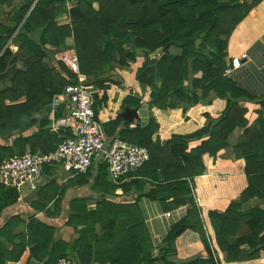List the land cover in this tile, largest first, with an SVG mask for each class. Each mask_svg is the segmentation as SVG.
<instances>
[{
  "label": "trees",
  "instance_id": "trees-1",
  "mask_svg": "<svg viewBox=\"0 0 264 264\" xmlns=\"http://www.w3.org/2000/svg\"><path fill=\"white\" fill-rule=\"evenodd\" d=\"M67 1L0 0V82L8 83L0 88V134L19 132L10 146L0 145V163L27 150L48 153L71 135L66 128L53 132L48 128L49 119L38 118L36 113L50 111L52 95L74 80L69 69L53 58L56 51L68 47L66 41L72 38L71 48L80 70L90 76L89 83L95 90L96 119L102 108L107 110L108 120L102 124L106 137L117 135L145 146L149 153L148 161L131 172L127 182L110 181L105 163L96 165L94 174L91 168L78 174V183L88 185L98 195L92 209L82 197L69 203L72 213L64 230L67 235L77 234L73 246L76 264H220L213 253L214 246L226 254V262L254 264L264 250L260 242L264 209L237 213L231 202L235 198L247 200L254 194L264 197V119L262 111H256L260 118L257 130L245 117L246 107H239L234 97H227L235 85L223 75V68L227 65L225 47L232 31L263 0H76L69 6ZM13 41L19 43L17 52L10 48L9 42ZM171 47L179 48L181 54H171ZM159 48V57L151 56ZM137 52L142 59L134 80L149 88L150 107H175L179 102L176 99L188 91L184 81L191 71L193 87H201L206 96L214 90L225 98L218 121H210L206 129L172 133L171 138L178 142L170 146L161 145L153 115L145 128H130L121 112L114 111L117 104L109 100L107 88L121 83L112 74L115 64L125 66L128 61H136ZM140 102L126 95L118 105L121 109L130 105L136 108ZM261 105L264 110V98ZM237 126L243 129L246 139L235 146L234 159H243L244 165L239 162L224 168L227 174L221 179L219 169L215 164L207 167L203 155L207 153L215 159L228 146L227 137ZM33 127L37 129L23 134ZM187 139L197 143L190 148ZM50 168L53 166H45L43 172ZM117 189L122 193H116ZM134 189L132 202L123 198ZM142 194L167 210L189 206L186 215L170 227L165 245L159 249L165 259H152L154 244L138 204ZM61 197L62 188L49 180L35 189L29 203L35 211L49 214V204L52 202V212L59 208ZM217 198L229 200L225 213L213 209ZM20 201L18 189L0 184V213ZM201 212L211 227L209 238ZM241 222L246 223L243 229ZM22 223L16 213L0 227V237L8 241L6 245L5 240H0V264H30L31 259L55 264L59 258L67 257V249L59 246L67 245L68 237L55 239L54 227L34 215L25 223V231L15 233ZM185 234L188 239L196 236L207 258L182 263L167 259L178 252L177 240L182 242ZM242 244H248L250 250L240 249ZM185 256L187 259L194 255Z\"/></svg>",
  "mask_w": 264,
  "mask_h": 264
},
{
  "label": "crops",
  "instance_id": "crops-1",
  "mask_svg": "<svg viewBox=\"0 0 264 264\" xmlns=\"http://www.w3.org/2000/svg\"><path fill=\"white\" fill-rule=\"evenodd\" d=\"M66 44L68 47L65 49H69L73 45L72 38H68ZM159 49L160 50L154 51L151 56L157 55V57H159L158 54H160L161 48ZM169 51L173 55L181 54L180 49L176 47H171ZM225 52V59L227 61L226 66L229 65L230 67L231 59L233 57H239L243 53H246L247 55L246 58L241 59L240 67L233 69L229 76H225L235 85V87L232 88L227 94V97L229 99H231V96L234 97L239 107H246V119H249L252 125L258 130L260 126V118L257 116L256 111H262V117L264 119V110L261 105V100L264 98V0L253 10H251L250 13L246 14L236 25L230 37L228 38ZM141 55L142 54H137V60L134 62L128 61V64L125 66L115 64V69L112 71V74H114L121 83L116 88H107L109 100L116 101L117 106L114 109L115 112H121L122 115V113L127 109H135L136 115H134L131 119L124 118L128 122L130 128H135L137 126L139 128H145L150 122L151 115H153L155 118V123L158 127V130H156L155 134L159 136L161 145L170 146L173 143L178 142L177 139L171 138L172 133L189 132L190 130L197 129L199 127L206 129V127H208L210 124V121H218L222 109L225 107V98H222V96L214 90L207 92L206 96L201 87H193V73L191 71H189L188 77L184 81L188 91L186 95L176 99L179 102H177L175 107L168 109L150 107L149 102L151 98L149 96V88L146 84H141L135 82L134 80L136 66L142 59ZM127 76L129 78L131 76V80H129ZM92 77L93 76H91V78ZM126 95H132L133 97L140 99V105L136 108L130 105L124 109H121L118 103ZM183 98H185L186 101L181 100ZM197 100L198 102H195ZM98 120L101 124L107 122L108 115L106 108H102L99 111ZM194 121L195 123L189 125ZM182 123L186 125L182 126ZM49 127L51 129L50 125ZM254 133L256 134L257 132ZM28 134L30 133L28 132ZM115 137L118 136L114 135L109 139ZM244 139L246 138L243 135V129L238 126L235 127L227 137L228 146L221 149L217 153V157L215 159L211 157L209 158L207 153L203 155L206 166L210 167L211 165L213 166L215 164L217 169H219L218 176L221 179L225 178L221 177L223 173L225 175L227 174L224 168L233 167L239 162L243 166V159H234V148L238 143H240V141H243ZM187 141H189L190 148L195 146L197 143V140L194 139H187ZM206 170L207 173L208 169ZM91 171L93 174L96 172L93 171L92 168ZM129 179L130 177L124 181L127 182ZM49 180H54L56 184L62 188V197L59 208L53 209L51 212V202L49 204L48 214L46 211H35L29 203L30 200L28 202H23L21 200L20 202L6 207L1 211L0 227L2 224H4L8 217L18 213L24 223L19 224L16 227L15 233L25 231V223L29 221L31 215H34V217L38 218L42 222L54 227L55 239L65 240L66 237H68L67 245L65 244L64 246H59V249L65 247L67 249V257L74 259L76 258V254L73 251L74 237H76L77 234L67 235L64 230V223L69 217V214L72 213L69 203L75 197H82L86 200L85 204L87 207L92 209L95 206V198H97L98 192L92 191V189L86 184L78 183V175L69 177L62 168L53 167L43 172L40 179L36 183H29L22 186V188L19 190L21 198L28 195L31 191L35 192V189L40 184H43ZM115 192L118 194L122 193L121 189H117ZM134 192L135 189L129 190L127 194H124L123 198L129 199L128 201L132 202V195L135 194ZM138 204L154 244L153 255L157 256V259H165L164 255L159 254V249L165 245V237L170 227L186 215L189 206H182L167 210L162 205H160L157 200L151 199L145 194H142V196L139 198ZM229 204L230 202L228 199L217 198L214 200L213 209L219 213H225ZM231 204L236 206L235 208L237 213L246 214L254 208L264 209V197L254 194L247 200L235 198ZM166 211L172 212V216L170 218H166L164 216ZM201 218L204 223L206 236L209 238L210 234H212V231L204 212H201ZM254 220H256V217L251 218V224ZM245 226L246 223H240L241 229H243ZM96 230H99V226H96ZM195 237L196 236L188 239V236L186 237L185 234L182 237L184 238L182 242L177 240L176 249L178 252L169 254L167 259L175 263H182L190 259L207 258V251L203 248L202 243H200ZM0 240H5L6 245H8V241L3 237H0ZM14 241L16 242L17 238H15ZM260 242L264 244V234L260 237ZM240 249L245 252L250 250L248 244H242ZM25 251L26 253L28 252V250ZM187 253L193 254L194 256L186 259L185 254ZM213 253L215 254V257L221 261L220 264H238L236 262H226V254L215 246L213 247ZM244 255L245 253L242 256ZM253 263H264V250L260 251V256L255 258ZM6 264H18V262L7 261ZM30 264H44V262L31 259ZM92 264L99 263L93 262Z\"/></svg>",
  "mask_w": 264,
  "mask_h": 264
},
{
  "label": "built area",
  "instance_id": "built-area-1",
  "mask_svg": "<svg viewBox=\"0 0 264 264\" xmlns=\"http://www.w3.org/2000/svg\"><path fill=\"white\" fill-rule=\"evenodd\" d=\"M55 57L74 75V80L64 85L51 99V129L58 132L62 128L71 135L61 141L54 150L37 154L29 150L23 154H13L0 163V184L18 190L29 183H36L45 166L62 168L69 177L86 173L90 168L105 163L110 181L122 183L129 174L149 159L148 150L138 144L115 137L108 139L102 124L95 117L94 93L90 76L80 70L76 53L70 47L56 52ZM246 53L231 59V67L223 69V75L240 67ZM223 173L221 177H225ZM166 218L171 211L164 213ZM55 264H76L69 257L59 258Z\"/></svg>",
  "mask_w": 264,
  "mask_h": 264
},
{
  "label": "rangeland",
  "instance_id": "rangeland-1",
  "mask_svg": "<svg viewBox=\"0 0 264 264\" xmlns=\"http://www.w3.org/2000/svg\"><path fill=\"white\" fill-rule=\"evenodd\" d=\"M75 1H76V0H68V1L66 2V5H67V6L72 5V4L75 3ZM2 19H3V18L0 17V20H2ZM9 45H10V48L12 49L13 52H17V50H18V46H19V43H18L17 41L9 42ZM138 51H139V50H138ZM56 52H57V51H56ZM56 52L54 53V56H53L54 59H56V57H55ZM16 54H17V53H16ZM137 54H140V53L137 52ZM137 54H136V55H137ZM18 55H19V53H18ZM159 55H160V54H158V56H159ZM19 56H21V55H19ZM18 63H19V66L22 67V58H21V57H20V60H19ZM127 77H128V76H127ZM128 78H129V77H128ZM129 80H131V76H130ZM131 83H133V82H131ZM7 85H8V83L0 82V88H5ZM36 115H37L38 118H42V119H46V118H47V119H49V123H48V128H49V125H51V110H50V111H47V110H40L38 113H36ZM36 129H37V127H33L32 129H29V130L25 131L23 134H24V135H27L28 132L31 133V132L35 131ZM18 135H19V132H18V131H14V132H12V133L9 134V135H1V134H0V145L2 144V145L10 146V144L12 143V141H13ZM53 167H55V168H59V167H57V166H53ZM92 169H93V171H97L96 166H94ZM92 191H93V190H92ZM121 199H123V198H121Z\"/></svg>",
  "mask_w": 264,
  "mask_h": 264
},
{
  "label": "water",
  "instance_id": "water-1",
  "mask_svg": "<svg viewBox=\"0 0 264 264\" xmlns=\"http://www.w3.org/2000/svg\"><path fill=\"white\" fill-rule=\"evenodd\" d=\"M160 50V49H157ZM134 115H136L135 109H127L122 113V117L125 119H131ZM34 196V191H31L28 195L21 198L23 202H28ZM157 256L152 257V259H157Z\"/></svg>",
  "mask_w": 264,
  "mask_h": 264
}]
</instances>
